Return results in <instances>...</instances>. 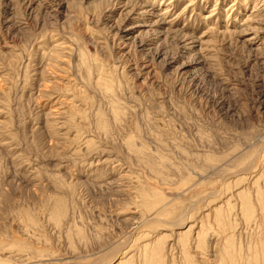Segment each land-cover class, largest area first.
I'll return each instance as SVG.
<instances>
[{
	"label": "rangeland",
	"instance_id": "1",
	"mask_svg": "<svg viewBox=\"0 0 264 264\" xmlns=\"http://www.w3.org/2000/svg\"><path fill=\"white\" fill-rule=\"evenodd\" d=\"M0 264H264V0H0Z\"/></svg>",
	"mask_w": 264,
	"mask_h": 264
},
{
	"label": "bare ground",
	"instance_id": "2",
	"mask_svg": "<svg viewBox=\"0 0 264 264\" xmlns=\"http://www.w3.org/2000/svg\"><path fill=\"white\" fill-rule=\"evenodd\" d=\"M249 165V164H248Z\"/></svg>",
	"mask_w": 264,
	"mask_h": 264
}]
</instances>
